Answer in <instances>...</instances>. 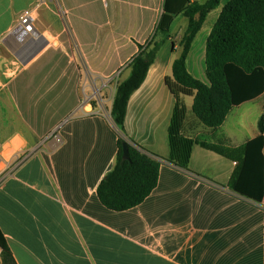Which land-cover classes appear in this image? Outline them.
<instances>
[{"label":"crops","instance_id":"0c3cea01","mask_svg":"<svg viewBox=\"0 0 264 264\" xmlns=\"http://www.w3.org/2000/svg\"><path fill=\"white\" fill-rule=\"evenodd\" d=\"M89 1L0 0L2 154L8 159L29 154L0 188V229L16 263L264 264V203L233 192L235 161L200 144L229 139L240 147L264 135V126L244 138V125L228 127L232 109L221 127L208 128L192 112L194 98L185 97L183 134L199 144L188 171L168 161L175 99L165 79L173 76L188 24L180 34L171 33L128 104L125 137L161 162L158 185L127 211H112L100 201L98 186L118 154L119 131L111 116L116 88L129 77L138 44L153 37L164 0H117L129 14L145 11L151 18L142 34L105 37L108 56H101L100 40L78 25L80 10L92 11ZM225 4L209 14L187 59L188 71L205 83L207 76L193 71L204 51L206 59L207 40ZM30 9L36 11L38 37L22 51L7 38ZM257 111L253 120L259 114L264 123V105Z\"/></svg>","mask_w":264,"mask_h":264},{"label":"trees","instance_id":"16d2710c","mask_svg":"<svg viewBox=\"0 0 264 264\" xmlns=\"http://www.w3.org/2000/svg\"><path fill=\"white\" fill-rule=\"evenodd\" d=\"M222 0H164L163 13L153 37L129 63V77L116 88L111 116L119 131L118 154L113 169L100 182L97 193L102 204L116 212L142 204L156 189L161 162L138 149L125 137L128 104L143 85L159 51L171 39L174 19H188V27L180 43L181 54L173 64V76L165 79L175 99L168 129L170 154L168 161L189 170L193 148L198 140L185 137L184 124L188 109L185 97H193L192 112L208 128L221 127L231 110L253 102L264 95V0H229L213 26L206 44V76L208 83L195 78L187 68V59L196 36L209 14ZM129 148V159H123V144ZM227 159L237 162L229 182L236 194L264 203V135L240 147L229 139L219 143H200ZM0 264H17L7 239L0 229Z\"/></svg>","mask_w":264,"mask_h":264},{"label":"rangeland","instance_id":"374dc122","mask_svg":"<svg viewBox=\"0 0 264 264\" xmlns=\"http://www.w3.org/2000/svg\"><path fill=\"white\" fill-rule=\"evenodd\" d=\"M197 1L203 3L206 0ZM227 1L229 0H222L221 4H225ZM88 5L92 11L86 12L87 10L85 9V11L84 8L82 12L80 10L79 13L82 14V19L78 22V25L88 28L91 33L94 34L95 38L100 40L99 49L101 51V56H108V52L111 50L109 45L106 44L109 40L105 39V37H110L111 40L114 39L115 36H117L118 39L128 38V36L131 34H142L143 31L149 26L151 14L146 13L145 11H141L140 13L142 14H129L131 9L122 2L117 3V0H108L107 3H101L100 0H90ZM55 10L61 16L63 15L62 11L58 10L57 8ZM215 17L216 12L213 14V16H210L207 26L213 23ZM63 22L65 23L64 19ZM187 24L188 20L185 17H176L172 24L171 33L174 35L180 34L181 31L187 27ZM197 45L196 49L199 47ZM193 72L196 76H201L202 78L206 79L205 51L203 59L201 58L199 60V63ZM116 81L111 82V87L114 88L116 86ZM263 105L264 98L260 97L253 102L233 108L234 111L229 118L228 127H231L235 130L236 128H241V126L244 125L245 129L247 130V132L244 133V138H250L251 136L259 134L261 132L260 130L264 126V123L259 121V114L256 117L258 120L257 123H255L253 120V116L258 112L257 109H259L261 113Z\"/></svg>","mask_w":264,"mask_h":264},{"label":"built area","instance_id":"2783aa9c","mask_svg":"<svg viewBox=\"0 0 264 264\" xmlns=\"http://www.w3.org/2000/svg\"><path fill=\"white\" fill-rule=\"evenodd\" d=\"M35 12V9H30L24 12L18 19L14 28L8 34L7 39L16 42L22 51L26 49L30 42L38 37V32L35 26L37 20ZM57 141L60 142L61 139L57 137ZM3 151L4 144L0 142V188L13 176V173L21 167L29 157V154L24 153L22 155H14L8 159L3 156ZM235 164L237 163L235 162Z\"/></svg>","mask_w":264,"mask_h":264},{"label":"water","instance_id":"95a60500","mask_svg":"<svg viewBox=\"0 0 264 264\" xmlns=\"http://www.w3.org/2000/svg\"><path fill=\"white\" fill-rule=\"evenodd\" d=\"M128 154H129L128 144L125 143V144H123V159L124 160L129 159V155Z\"/></svg>","mask_w":264,"mask_h":264}]
</instances>
